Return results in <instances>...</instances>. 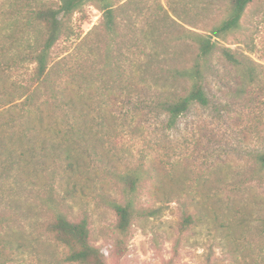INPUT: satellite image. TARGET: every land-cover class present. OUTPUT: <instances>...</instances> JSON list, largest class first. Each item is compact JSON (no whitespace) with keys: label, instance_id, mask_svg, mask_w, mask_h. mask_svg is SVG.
Instances as JSON below:
<instances>
[{"label":"rangeland","instance_id":"rangeland-1","mask_svg":"<svg viewBox=\"0 0 264 264\" xmlns=\"http://www.w3.org/2000/svg\"><path fill=\"white\" fill-rule=\"evenodd\" d=\"M114 1L116 38L101 30L98 8L86 6L53 48L46 83L31 85L28 62L0 80L4 264H76L47 232L57 210L88 219L90 244L106 264H264V169L255 163L264 150V0L248 4L239 29L220 42L240 65L214 53L204 81L209 105L171 129L153 104L185 90L166 75L189 62L190 43L179 36L203 33L228 0ZM56 4L0 0V20L13 7ZM20 87L34 91L32 104L19 106ZM51 88L70 103L64 111H53ZM132 168L145 172L137 206L151 215L133 220L119 250L108 203L121 197L115 175ZM183 215L194 223L180 233Z\"/></svg>","mask_w":264,"mask_h":264},{"label":"trees","instance_id":"trees-1","mask_svg":"<svg viewBox=\"0 0 264 264\" xmlns=\"http://www.w3.org/2000/svg\"><path fill=\"white\" fill-rule=\"evenodd\" d=\"M254 0H228L223 15L210 25L203 33L186 31L179 38L188 41L192 49L189 62L181 67L169 68L167 77L185 86L183 93L171 99L157 100L153 108L166 117L165 126L173 128L178 119L191 108L198 106L205 108L209 99L204 89V81L208 62L214 53L232 65H240L230 49L221 46L240 27L243 13ZM96 6L101 13L99 26L111 38H116V3L114 0H57L55 6L32 7L24 5L19 9L13 7L6 22L0 20V35L4 30V39L8 42L7 51L11 56L0 61V80L6 77V70L15 68L19 63L33 64L30 78L31 85L46 83L49 77L50 65L53 62V48L62 39L71 35L69 26L71 18L78 14L84 16L86 6ZM84 18V17H81ZM42 27L43 33L35 35L34 29ZM1 51H4L1 48ZM4 53V52H3ZM21 97L25 99L19 104H32L34 91L29 87H20ZM54 100L53 111H64L63 106L70 103L59 100L55 89H50ZM27 92H29L28 95ZM82 111V110H79ZM255 163L264 169V150L257 153ZM120 190V200L109 201L108 205L115 215L114 229L118 235L117 248L122 249L123 239H126L130 227L136 217L151 215L137 206L138 187L145 177L140 168H132L115 175ZM194 223L192 216L183 215L179 222L180 233H185ZM47 232L54 241L62 246L66 254L65 262L76 264H106L100 250L90 244L88 219L83 216L77 220H70L68 216L57 210L53 221L47 225ZM0 264H4V257L0 251Z\"/></svg>","mask_w":264,"mask_h":264}]
</instances>
